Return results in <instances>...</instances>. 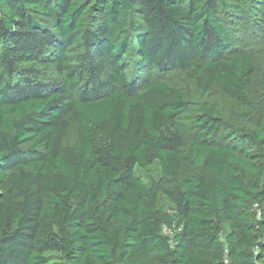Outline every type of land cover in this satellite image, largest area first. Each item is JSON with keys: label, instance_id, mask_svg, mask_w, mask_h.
Instances as JSON below:
<instances>
[{"label": "trees", "instance_id": "obj_1", "mask_svg": "<svg viewBox=\"0 0 264 264\" xmlns=\"http://www.w3.org/2000/svg\"><path fill=\"white\" fill-rule=\"evenodd\" d=\"M260 55L264 0H0V264H264Z\"/></svg>", "mask_w": 264, "mask_h": 264}, {"label": "rangeland", "instance_id": "obj_2", "mask_svg": "<svg viewBox=\"0 0 264 264\" xmlns=\"http://www.w3.org/2000/svg\"><path fill=\"white\" fill-rule=\"evenodd\" d=\"M245 48L253 50L256 55L262 53L261 46L258 43L250 42ZM257 81L253 88V97L255 101H259L261 96L264 94V55L259 56V62L257 65ZM170 80L176 79V75H170ZM182 80V78H181Z\"/></svg>", "mask_w": 264, "mask_h": 264}]
</instances>
